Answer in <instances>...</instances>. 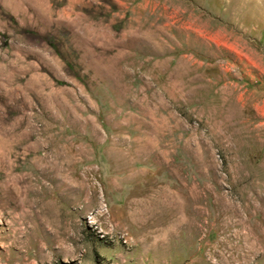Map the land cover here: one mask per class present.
<instances>
[{
  "label": "rangeland",
  "instance_id": "obj_1",
  "mask_svg": "<svg viewBox=\"0 0 264 264\" xmlns=\"http://www.w3.org/2000/svg\"><path fill=\"white\" fill-rule=\"evenodd\" d=\"M0 264H264V0H0Z\"/></svg>",
  "mask_w": 264,
  "mask_h": 264
},
{
  "label": "bare ground",
  "instance_id": "obj_2",
  "mask_svg": "<svg viewBox=\"0 0 264 264\" xmlns=\"http://www.w3.org/2000/svg\"><path fill=\"white\" fill-rule=\"evenodd\" d=\"M60 178H61V177H60ZM60 178H59V179H60ZM11 188H12V187H11ZM12 189H13V188H12ZM12 189H11V192L13 193V190H12Z\"/></svg>",
  "mask_w": 264,
  "mask_h": 264
}]
</instances>
